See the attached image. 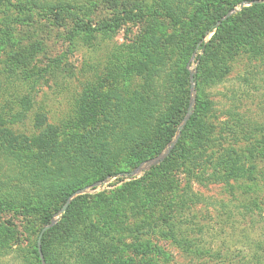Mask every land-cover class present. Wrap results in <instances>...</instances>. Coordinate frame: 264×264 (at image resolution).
<instances>
[{
    "label": "rangeland",
    "instance_id": "1",
    "mask_svg": "<svg viewBox=\"0 0 264 264\" xmlns=\"http://www.w3.org/2000/svg\"><path fill=\"white\" fill-rule=\"evenodd\" d=\"M78 1L92 8L93 14L85 21L92 29L114 17H123L124 11H130L135 17L109 36L95 34L98 39L90 45L83 40V28L75 27L71 20L66 25L54 26L38 17L5 33L0 15V85L5 90L0 105L6 110L14 108L13 113L21 117L16 122L5 121L3 129L7 131L0 136V178L2 183L15 186L12 199L29 197L40 208L26 215L9 206L13 204L0 207V264H32L30 252L39 233L42 235L45 229L47 232L65 216L80 227L89 219L109 236L105 250L109 258L99 264H264V36L256 37L250 45L234 48L228 57L230 69L220 80L203 82L201 91H197L195 81V76L204 73L202 59L209 61L224 51L222 37L229 39L231 29L242 25L237 21L238 24L229 22L223 27V22L232 18L243 20L240 15L255 4H263L264 0L240 4L238 0H223L235 7L216 25V29L223 28L222 34L215 37L217 31L207 33L202 42L198 39L214 18L215 10L209 8L213 0H178L175 14L197 22L196 26L188 24L182 28L175 27L162 15L158 0ZM139 12L144 18L139 17ZM152 35H184L183 49L190 53L186 66L191 80L190 104L174 139L161 154L138 164L140 158L124 157L128 152L120 135L127 129L125 123H108L105 117L98 116L102 113L97 117L94 113L87 115L86 128L83 127L86 131L102 125L108 130L100 139L103 147L98 152L106 178H97L63 202L58 190L61 185H54L56 189H53L45 185V180L59 176L65 181L75 174L81 176L83 171L77 168L75 173H69L58 165L51 173H41L23 155L33 141L24 143L23 139L35 134L40 127L39 119L65 133L84 131L73 121L76 108L83 107L86 112L91 108L102 110L99 105H88L84 96L110 74L112 61L121 57L117 63L126 62L129 49L148 44L153 40L149 38ZM196 44L197 49L192 51ZM107 86L109 89L105 91L113 89L114 82ZM199 98L212 105L210 116L206 114L203 119L215 125L216 140H221L226 149L245 153L247 149L256 150L255 156L241 164L245 178L237 183L222 180L211 183L193 178L186 174L188 169H196L193 172L197 175L212 173V163L210 170L202 172L199 156L192 158L195 160L188 167H181L180 157L175 155ZM92 102L90 98L89 103ZM227 125L234 127V131L225 136L222 129ZM64 126L67 128L63 129ZM5 134L8 136L4 137ZM138 144L139 147L147 145ZM20 161L27 167L22 170L25 176L5 173L6 170L19 172ZM38 176L48 178L36 187L29 177ZM159 193L162 195L157 201ZM183 202H186L184 212L175 217ZM155 204L157 207L153 209ZM171 208L174 212L170 214L174 216L167 221L176 223L174 238L163 225L165 213ZM46 210L54 213L50 225L43 223ZM161 231H166V235ZM39 239L38 250L43 264H47ZM140 245H147L149 249L145 256L136 252ZM254 254L258 260L253 258Z\"/></svg>",
    "mask_w": 264,
    "mask_h": 264
},
{
    "label": "trees",
    "instance_id": "2",
    "mask_svg": "<svg viewBox=\"0 0 264 264\" xmlns=\"http://www.w3.org/2000/svg\"><path fill=\"white\" fill-rule=\"evenodd\" d=\"M253 1L258 0H238L237 4ZM80 4L82 3L78 0H0V15L4 20L5 33L13 26L29 23L38 17L50 21L54 26L66 25L67 21L71 20L75 27L83 28V40L90 45L98 39L95 34H101L103 37L109 36L118 31L124 22L131 21L135 17L130 11H124L123 17H114L110 22L102 23L96 29H92L90 23L85 22L93 14L92 8ZM178 4V0H158V7L163 13L162 15L169 19L175 27L182 28L188 26V24L196 26V21H189L186 17L175 14V8ZM225 6L227 8L224 10ZM200 7L205 8L204 6ZM234 7V4L233 6L226 5L223 0L211 1L209 8L215 10L214 18L205 27L198 40L202 42L207 33L212 34L216 31L215 37L221 35L223 28L216 29V25ZM137 14L139 17L143 16L142 18H144L142 12ZM242 16V21L232 18L227 22H223V27H226L229 22L237 23V21L242 25H237L238 27L231 29L228 34L232 33V36L229 39L222 37L225 43L221 42V48L224 51L210 57L211 60L209 61L202 59L201 70L204 73L195 76V81L198 82L197 91H201L203 82H216L227 73L230 69L228 57L232 56L234 48L250 45L256 37L264 36V3L253 5L239 18H242ZM183 36L155 37L152 35L149 38H153V40L148 44H141L129 49V59L126 62L121 63V65L118 64L117 62H121V57L115 59V62L112 61L113 64L109 67L110 74L105 76L103 81H98L90 90V93L84 96L88 105H99L104 112L92 108L86 112L83 107H77L75 110L73 121L84 131L76 134L68 133V131L65 133V131H59L57 128L46 125L43 120L39 119L40 127L35 134L23 139L24 143L33 141V144L28 145L29 149L23 155L28 156L29 162L32 161V164L40 168L41 173L53 171L59 165L60 169L69 170V173H75L76 169L79 168L86 174L81 173V176L75 174L65 181L59 176H52L47 180L45 179L48 177L42 179L39 176L38 178L29 177V180L36 187H39L44 180L45 185L53 189H56L55 186L61 185L58 190L62 195V198L60 195V199H63L64 202L77 190L92 184L97 178H106L105 171L104 173L101 171L102 157L98 152L103 147L100 139L107 134L108 130L104 125L88 131L84 129L87 124L84 123L87 115L92 113L96 117L98 113H102L98 116L105 117V121L107 120L108 123L122 122L126 124L125 126L129 131L123 129L120 135L124 138L123 145L126 146L128 152V154L123 153L124 157L140 158L137 160V163L140 164L161 154L174 139L190 104L191 80L186 69L190 53L183 49L185 40ZM154 39H157L160 44ZM203 46L204 43L201 47ZM196 49L197 44L191 50L195 51ZM111 81L114 82L113 89L110 88L109 91H105V89H109L106 85ZM160 83L161 85H159ZM158 89H161V91ZM4 91V87L0 85V98L3 100L5 97L3 96ZM90 98L93 99L92 104L89 103ZM211 110L212 105L207 100L200 98L197 100L196 109L183 131L175 155L177 153V156L180 157L181 167H188V163L195 160L192 158L199 156V161L202 163V172L204 169L205 171L210 170L209 166L212 163V173H199L197 175L193 172L196 169H188L186 174H190L193 178L203 179L211 183L216 182V180L237 183L245 178L242 173L243 165L241 164L247 158L250 159L255 156L256 150L247 149L246 152L248 153H245L242 150L226 149L221 140L215 139V125H210L203 119L206 118V114L208 117L210 116ZM13 111L14 108L6 110L5 106L3 108L0 105V136L7 131V129H3L6 124L5 121L16 122L21 118ZM64 128L67 127L64 126ZM233 128L227 125L222 129V134L227 136V134L234 131ZM5 136H8V134H5ZM140 142L147 145L142 147H139L140 144L136 145ZM137 146L139 149H137ZM143 148L145 149L143 150ZM122 149L123 146L118 152ZM19 163L21 164L19 172L6 170L5 173H20L21 176H25L22 170L27 167L23 165L22 161ZM164 174L166 175V173ZM27 180L25 181L27 182ZM14 191L15 186H11L9 182L2 183L0 178V207L13 204L9 206L15 211L26 215L40 210L29 197L25 200L23 196H20V200L12 199ZM160 195L162 193L157 195V201L160 200ZM185 203L183 202L178 208L175 207L178 212L175 217L182 215ZM154 207H157L156 204L152 208L155 209ZM171 211L174 212L173 208L166 211L165 215L167 216L163 219V225L169 228L170 235L174 238L172 233L176 228V223L172 220L167 221L168 218L174 216L170 214ZM53 214L50 211H45L43 220L45 225L51 224ZM80 226H75L65 216L60 223L50 228L43 235L41 249L47 264H99V262L106 261L109 258V255L105 253L108 246L107 239H110L109 236L102 232L100 228H97L89 219H87L84 226ZM161 232L166 235V231ZM40 235L41 233H39L38 239ZM38 239L34 244V249L30 252L33 257L32 264H43L38 250ZM179 245L184 246L181 243ZM186 245L191 246V244ZM148 251L147 245H140V249L136 250L140 256H145L144 253ZM253 258L258 260L257 254H254Z\"/></svg>",
    "mask_w": 264,
    "mask_h": 264
},
{
    "label": "water",
    "instance_id": "3",
    "mask_svg": "<svg viewBox=\"0 0 264 264\" xmlns=\"http://www.w3.org/2000/svg\"><path fill=\"white\" fill-rule=\"evenodd\" d=\"M193 89H194V87H193ZM46 230H47V229H45V230L43 231V233H42V235H41V237H40V239H39V245L41 244L42 236H43V234L46 232ZM42 259H43V258H42Z\"/></svg>",
    "mask_w": 264,
    "mask_h": 264
}]
</instances>
